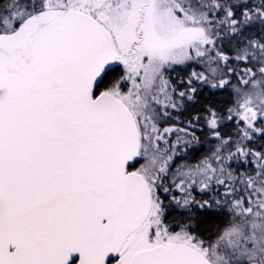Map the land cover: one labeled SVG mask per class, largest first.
<instances>
[{"label":"snow or ice","instance_id":"snow-or-ice-1","mask_svg":"<svg viewBox=\"0 0 264 264\" xmlns=\"http://www.w3.org/2000/svg\"><path fill=\"white\" fill-rule=\"evenodd\" d=\"M0 264H264V0H0Z\"/></svg>","mask_w":264,"mask_h":264},{"label":"flooded vegetation","instance_id":"flooded-vegetation-1","mask_svg":"<svg viewBox=\"0 0 264 264\" xmlns=\"http://www.w3.org/2000/svg\"><path fill=\"white\" fill-rule=\"evenodd\" d=\"M191 70V69H188ZM199 70V69H197ZM184 69L178 68L176 73H172V78L177 79L179 75L183 74ZM202 95H207V93H203ZM213 100V102L216 104L219 108H224L226 106L225 101V91L224 92H218L215 95L209 97ZM187 114L183 115H177L176 113H173V116L176 117L175 119H165L161 121V125L164 127H173L175 131L170 135V139L172 141H175L177 139V136H180L182 139H190L191 133H195V136L198 138V143H193L192 146L184 147L183 144L180 145V151L174 156V163L172 164V169L175 171L179 166L181 165H195L197 164L203 157L210 154V151L213 147H202L200 144H204V141H211L213 138L208 134V128L203 121H201L195 128H191L187 124L186 119ZM225 126L226 123L223 124L220 128V131L222 134H225ZM186 128L187 133L180 132L179 129ZM215 141V140H214ZM207 142V145L209 144ZM222 191V189H221ZM172 194L180 195L178 191H176L174 188L172 190ZM194 194V193H193ZM161 198L164 199L165 196H169L170 194L160 193ZM167 199H165V202Z\"/></svg>","mask_w":264,"mask_h":264},{"label":"trees","instance_id":"trees-1","mask_svg":"<svg viewBox=\"0 0 264 264\" xmlns=\"http://www.w3.org/2000/svg\"><path fill=\"white\" fill-rule=\"evenodd\" d=\"M233 83H235V81H233ZM230 100H231V97L229 95V92L228 91H225V101H226V105L230 102ZM232 131H233V125L230 124V123H226V126H225V134L230 133ZM207 142L208 141L206 140V141H204V144H200V145L202 147H214V145L216 143V142H214V140H211V141L208 142L209 144L207 145ZM234 167H236L235 164H234ZM194 195L199 196L200 193L199 192H194ZM167 203H168V200L165 202V204H167Z\"/></svg>","mask_w":264,"mask_h":264},{"label":"rangeland","instance_id":"rangeland-1","mask_svg":"<svg viewBox=\"0 0 264 264\" xmlns=\"http://www.w3.org/2000/svg\"><path fill=\"white\" fill-rule=\"evenodd\" d=\"M214 142H216V141H214ZM138 166V165H137ZM234 166V165H233Z\"/></svg>","mask_w":264,"mask_h":264}]
</instances>
